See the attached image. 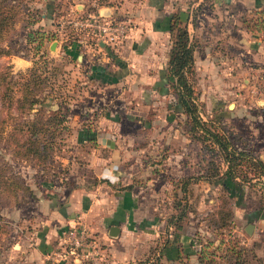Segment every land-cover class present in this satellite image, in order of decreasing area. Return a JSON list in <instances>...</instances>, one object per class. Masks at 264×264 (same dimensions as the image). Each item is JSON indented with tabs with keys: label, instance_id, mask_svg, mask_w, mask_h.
Listing matches in <instances>:
<instances>
[{
	"label": "rangeland",
	"instance_id": "1",
	"mask_svg": "<svg viewBox=\"0 0 264 264\" xmlns=\"http://www.w3.org/2000/svg\"><path fill=\"white\" fill-rule=\"evenodd\" d=\"M187 1L179 4L185 7ZM159 3L163 0H2L0 74L10 98L0 100V164L11 165L33 190L53 186L66 194L101 177L111 149L82 136L107 133L119 148L123 181L138 190V202L157 219L147 227L152 232L135 236L133 245L140 247L134 257L117 264H199L197 252L207 241L214 244L208 247V264H227L223 247L228 242L244 247L243 264H264V174L250 184L225 179L227 191L223 180L199 177L202 162L217 157L191 135L173 88L164 83L173 35L165 29L162 10L154 17L158 26H152V10ZM204 5L209 14L215 12L211 1ZM254 10H235L240 29H245L241 18ZM218 31V43L211 28L212 36L198 41L193 83L198 114L213 119L236 148L264 161V41L257 54L234 47L221 55L220 45V50L231 45L221 37L225 30ZM32 71L46 77L30 86L44 107L42 115L58 105L65 118L45 161L17 158L2 140L10 127L37 115L35 108L15 107L16 98H22L21 83ZM30 196L20 189L0 191V264H51L48 252L40 259L33 254L36 220L21 216L31 206ZM183 204L184 216L174 219ZM71 224L85 225L103 253L97 264H109L108 243L93 225L78 219L59 231ZM58 239L57 234L51 249ZM166 240L178 247L175 258L161 253ZM76 264L93 263L86 258Z\"/></svg>",
	"mask_w": 264,
	"mask_h": 264
},
{
	"label": "crops",
	"instance_id": "2",
	"mask_svg": "<svg viewBox=\"0 0 264 264\" xmlns=\"http://www.w3.org/2000/svg\"><path fill=\"white\" fill-rule=\"evenodd\" d=\"M204 1L188 0L185 7H182L179 4L181 0L179 2L176 0H163V4H160V2L156 8L153 7L152 26L156 27L157 22L154 20V17L156 13H160V10L167 15V19L164 22L165 29L167 28L169 16L174 12H178L180 18L186 21L185 25L188 37L194 46V59L197 53L199 54L200 52L198 41L205 42L202 36H212L208 32L210 28L214 29L216 33L214 34V37H216L214 44L218 43V29L225 30L221 31V37L222 35L225 36L226 44L230 43L231 46L220 50V45L217 52L221 51V55L235 50L234 47H242L246 52L256 50V54L261 50L263 47L261 35L255 31L240 29L237 26L238 22L233 17L235 10L239 8L247 10L258 8L264 2L260 0H209L213 3V8L216 9L214 13H211L216 18L213 17L214 21L209 22L208 19H210L211 14L206 9L208 6L204 5ZM153 4H156V2H153ZM174 6L175 9L172 8ZM197 7H200L199 11H196ZM215 49L213 48L212 50L216 52ZM164 71H162L163 74ZM88 133L89 135L82 137L92 138L91 141H96V143H100L102 146L106 145L111 149V153L110 150L108 151L110 157H108V160L106 158L105 163L101 166V177L97 176L96 182L94 179L85 188L76 187V189H72L69 193L66 192L65 194V192H62V195L61 192V194L58 193L57 187L53 188L51 186L48 189L49 187L46 186H49V184L47 185V183L44 184L46 189L40 190L35 188L33 190L31 182L25 180L32 192V196L28 199V203L31 206L28 208L29 210L27 209L28 211L22 212L21 216L27 220H36L38 228L34 232L33 254L37 259H40L51 249L57 238V234L60 232L59 227L80 219L81 221L91 223L103 242L108 243L110 256L113 257V259H110V262L108 261L109 264L125 262L134 257L139 251L137 249L140 246L134 247L132 242L135 236L139 238L142 233H146L147 231L152 232L147 227H153L157 222L155 216L151 217L148 214L144 208L145 204L138 202V195L136 194L138 190L134 186L127 184L128 182L123 181L124 177H122L117 169L120 161L119 148H116L111 141V135L107 133L105 135L95 132ZM81 135L76 133V137ZM84 140L87 139L83 138L82 141ZM113 164H116L117 168L113 169ZM123 185H129V187ZM18 209L20 215V208ZM112 224L118 226V233L114 237L108 234V228ZM123 241H126V244L119 245ZM178 250L176 245L168 243L165 248L167 256L170 257L168 259L176 256ZM174 252L175 255L172 256Z\"/></svg>",
	"mask_w": 264,
	"mask_h": 264
},
{
	"label": "trees",
	"instance_id": "3",
	"mask_svg": "<svg viewBox=\"0 0 264 264\" xmlns=\"http://www.w3.org/2000/svg\"><path fill=\"white\" fill-rule=\"evenodd\" d=\"M260 1L264 2V0ZM2 8L3 4L2 0H0V32L4 19ZM241 21L245 29L258 32L264 41V4L255 8L252 15L242 17ZM167 30L173 36L164 71V83L167 87L170 85L173 88L177 99L176 106L179 111L185 114V121L191 135L201 143V146L204 145L205 148L211 151V154L217 157V161L211 156L206 158L205 163L202 162V170L199 173V177L209 182L223 180L222 188L225 191L229 190L225 179L241 184L243 182L252 183V178H257L264 174V161L249 150L236 148L227 134L222 129H218L213 119H203L198 114L195 102L197 96L193 89L195 81L194 46L192 41L189 40L186 25L181 21L178 13L174 12L169 16ZM261 70L262 73L260 75L264 81V64ZM44 79H46L45 76L32 71L29 77L21 83L22 98H16L15 107L20 110L35 108L37 115L23 123L13 125L2 138L5 146L10 147L12 154L20 159L47 160L50 157L55 139L64 127L65 118L59 111L60 106L57 105L48 114L42 115L40 110L44 107L36 98L33 92L34 88L30 87L38 86L37 82H42ZM2 80L3 76L0 74V87L3 86L2 90H0V100L3 103L4 99L10 97L8 87L2 83ZM89 139L91 140L92 138ZM201 161H203V156H201ZM222 163H224V168L221 167ZM125 187H129V185ZM181 188L184 190V186ZM17 189L32 196L30 187L23 177L15 172L11 165L0 164V191L14 194ZM183 207L184 204L182 205ZM182 208H180V212L174 219L179 220L184 216L185 210ZM175 239L176 237L173 238V240ZM168 243L169 241L166 240L160 249L166 258H170L165 252ZM212 245L214 244L211 241H207V244L200 246L197 252L199 264H208L211 259L209 255L212 253L208 247H213ZM218 246L219 244L215 245L214 248ZM243 253L244 247L235 242H228L223 247V255H225L227 264H243ZM172 258H175V256ZM69 264L76 263L69 262Z\"/></svg>",
	"mask_w": 264,
	"mask_h": 264
},
{
	"label": "built area",
	"instance_id": "4",
	"mask_svg": "<svg viewBox=\"0 0 264 264\" xmlns=\"http://www.w3.org/2000/svg\"><path fill=\"white\" fill-rule=\"evenodd\" d=\"M112 168H117V165L113 164ZM58 238L57 247L50 249L47 254L51 264L79 263L86 258L97 264L96 257L103 255L97 240L88 234L83 224L62 228Z\"/></svg>",
	"mask_w": 264,
	"mask_h": 264
},
{
	"label": "water",
	"instance_id": "5",
	"mask_svg": "<svg viewBox=\"0 0 264 264\" xmlns=\"http://www.w3.org/2000/svg\"><path fill=\"white\" fill-rule=\"evenodd\" d=\"M101 11V10H100ZM103 14H105V13H103ZM251 224L250 223H248L246 226H245V230L247 231V232H249L250 230H251ZM118 233V226L117 225H114V224H112V225H110L109 226V228H108V234L110 235V236H115L116 234Z\"/></svg>",
	"mask_w": 264,
	"mask_h": 264
},
{
	"label": "bare ground",
	"instance_id": "6",
	"mask_svg": "<svg viewBox=\"0 0 264 264\" xmlns=\"http://www.w3.org/2000/svg\"><path fill=\"white\" fill-rule=\"evenodd\" d=\"M102 13H105V12L102 11ZM105 14H106V13H105Z\"/></svg>",
	"mask_w": 264,
	"mask_h": 264
}]
</instances>
